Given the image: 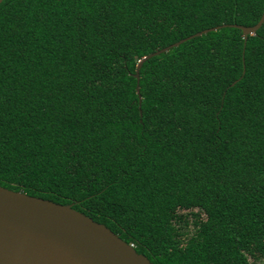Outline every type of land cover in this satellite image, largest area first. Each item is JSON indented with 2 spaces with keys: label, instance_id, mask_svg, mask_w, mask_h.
Instances as JSON below:
<instances>
[{
  "label": "trees",
  "instance_id": "16d2710c",
  "mask_svg": "<svg viewBox=\"0 0 264 264\" xmlns=\"http://www.w3.org/2000/svg\"><path fill=\"white\" fill-rule=\"evenodd\" d=\"M263 10L3 0L0 186L72 205L153 264H264V22L246 41L233 27Z\"/></svg>",
  "mask_w": 264,
  "mask_h": 264
},
{
  "label": "water",
  "instance_id": "95a60500",
  "mask_svg": "<svg viewBox=\"0 0 264 264\" xmlns=\"http://www.w3.org/2000/svg\"><path fill=\"white\" fill-rule=\"evenodd\" d=\"M263 22L264 10L255 26L233 27L243 32L246 41ZM221 27L224 26L204 30L144 57L137 65L136 79L149 58ZM136 89L139 94V87ZM0 264L153 263L104 224L95 222L72 205L57 204L0 186Z\"/></svg>",
  "mask_w": 264,
  "mask_h": 264
}]
</instances>
